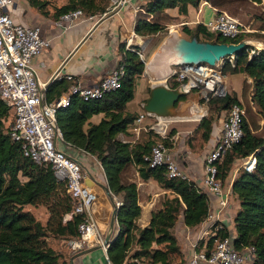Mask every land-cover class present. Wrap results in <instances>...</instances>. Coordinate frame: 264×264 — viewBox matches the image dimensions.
Returning a JSON list of instances; mask_svg holds the SVG:
<instances>
[{"label": "trees", "instance_id": "1", "mask_svg": "<svg viewBox=\"0 0 264 264\" xmlns=\"http://www.w3.org/2000/svg\"><path fill=\"white\" fill-rule=\"evenodd\" d=\"M27 1L43 15H50L54 19L75 9H81L85 16L106 15L111 4L110 0H66L50 11L47 0ZM200 1L144 0L140 4L144 12L136 13L133 30L142 36L159 33L167 28V23L178 19L170 15L167 8L179 3L196 6ZM206 1L218 8L238 2ZM252 2L264 4V0ZM260 18L257 29L264 30V18ZM182 31L189 37L195 34L199 39L220 42H238L250 34L241 33L227 38L218 32L208 31L202 23L192 27L183 26ZM201 35L204 37L201 38ZM251 49L254 52L251 53ZM140 53L138 44L127 46L125 40L119 41L117 65L123 67L120 86L107 90L101 97L86 100L76 93L71 94L69 104L57 108L56 120L65 143L96 157L110 190L122 202L116 209L117 233L106 249L108 259L113 264L129 260L135 262L136 259L144 264H171L173 257L181 253L174 232L177 221L181 218L187 226L199 225L210 212L209 197L195 180L168 176L165 164L149 165L144 157L157 141L154 138L148 135L147 138L130 142L118 137L138 115L128 111L126 104L134 97L135 77L145 69V60ZM226 71L245 73L252 80L243 78L241 98L229 91L210 97L207 103L213 112L204 115L198 122L204 140L210 137L213 122L225 117L233 103L242 105L243 97L248 104L252 101L258 116L264 119V47L257 49L246 44L235 53L234 64L228 60L223 63L222 72L225 74ZM60 79L50 83L48 93L61 85ZM168 85L177 87L178 83L169 79ZM68 87L60 90H67ZM224 111L226 113L223 115ZM11 112L0 98V264H68L65 252L50 245L46 238L49 234L63 240L78 236V224L83 216L74 214L71 218H64L65 213L73 207L65 182L56 178L50 164L35 163L23 154L20 143L11 139L9 128L14 117ZM99 112L103 113L100 121L91 122L90 117ZM247 112L245 109L241 140L233 144L217 162V175L224 182L234 170L233 164L237 159L244 160L249 155L255 157L251 170L240 165L236 167L232 179L231 192L238 199V208L233 216L234 232L225 223L216 221L212 227L214 234L209 235L205 245L209 251L215 239L228 236L239 251L253 247L251 264H264V130L258 131L264 129V125L259 126L249 105ZM160 139L169 147V136ZM131 164L136 167L141 179L152 178L163 189L173 193L172 196H159L145 226L137 224L142 207L137 181L127 174ZM36 203L46 205L49 213L46 223L24 210V205Z\"/></svg>", "mask_w": 264, "mask_h": 264}, {"label": "built area", "instance_id": "2", "mask_svg": "<svg viewBox=\"0 0 264 264\" xmlns=\"http://www.w3.org/2000/svg\"><path fill=\"white\" fill-rule=\"evenodd\" d=\"M110 11L118 12L128 0H110ZM15 0H0V98L9 106L14 117L10 124L9 134L12 140L20 143L25 156L37 164H50L57 179L65 182L67 193L72 198L73 207L66 212L64 218H71L74 214H81L82 221L78 224V236L67 240V246L72 251H79L85 247L99 243L106 250L105 243L93 214L92 206L98 199L94 189L95 180L84 171L81 163L57 146L62 140V134L56 120L59 106L68 105L71 94H78L82 99L101 97L107 90L120 86L123 67L116 65L101 79L91 85L82 84L74 75L66 74L70 81L67 94L56 99L45 97L46 81H40L36 69L35 59L51 44L52 38L42 34L38 24H27L17 21L12 9ZM135 13L144 9L137 5ZM214 16L202 24L210 32H218L227 38H234L243 32L250 31L247 24L242 23L234 15L223 8L214 7ZM84 16L81 9H75L60 15L57 24L71 26ZM93 18L94 15L86 16ZM149 18V17H147ZM134 31L126 40V45L133 43ZM254 49H251V53ZM142 55V53H140ZM228 60L234 64V55L227 56L215 64L204 61L182 62L172 66L168 78L178 83L185 93L196 91L198 105L202 108L210 97L223 95L227 91V76L222 72L223 63ZM61 78L56 72L52 79ZM167 80V83H168ZM205 90L206 93H202ZM252 103V101H251ZM150 113L140 112L131 128L139 132L142 128L152 130L160 138L167 137L166 124L171 120L150 114L153 117L148 127L141 122ZM206 111L199 114V119L206 115ZM245 108L239 103H233L228 113L222 119L221 130L215 138L214 144L207 151L203 162L202 189L214 194L218 198L217 210L208 214L213 220L209 224L212 229L216 221H221V212L228 204L227 192L223 188L222 180L217 175V162L233 144L239 142L243 136V116ZM92 155V154H91ZM150 166L165 164L167 175L170 177H187L181 169L177 159L171 154L162 139H158L144 157ZM248 170L255 165V157L247 156L241 164ZM94 180V181H93ZM115 200V208L121 204ZM218 227V226H217ZM215 227V229L217 228ZM202 231L191 243L189 264H247L251 258L253 247L237 250L230 237L215 239L213 247L207 251L205 235L209 231ZM214 234V231L212 230ZM200 240H204L199 246ZM123 262L122 264H125Z\"/></svg>", "mask_w": 264, "mask_h": 264}, {"label": "crops", "instance_id": "3", "mask_svg": "<svg viewBox=\"0 0 264 264\" xmlns=\"http://www.w3.org/2000/svg\"><path fill=\"white\" fill-rule=\"evenodd\" d=\"M144 0H128L125 5L118 11H109L106 14V18L98 24L97 27L92 28L94 22L101 15H94L93 18H88L85 15L75 21L71 26L65 27L63 24H57L58 19L52 18L50 15L45 16L39 12L36 8L32 7L29 3L28 5H18L16 1L13 5L12 13L17 21L24 22L27 24H38L41 27L42 34L52 38L50 46H48L37 58L35 59L36 69L40 81L52 82L54 79L52 77L56 72L61 76L60 86L54 90H50L48 93L47 88L45 90V97L49 100H56L67 94V90H60L63 87L70 85V81L65 77L66 74L74 75L82 84L91 85L97 83L103 75L108 73L112 68L117 65V45L121 40H127L133 30L135 7L140 5ZM216 7V6H214ZM218 7V6H217ZM221 8V7H220ZM224 9V8H223ZM166 11L177 17V20L167 23V28L169 30L177 31L181 34L183 26H194L197 23H203L205 20L214 16L213 5L206 1L201 0L198 5L194 6L189 3H179L175 7L167 8ZM250 32L260 31L264 33V30H259L257 28L250 27ZM244 33V32H243ZM253 35H247L248 44L253 45L255 48L260 49L264 47V39L256 38ZM186 36V35H184ZM142 36L136 33L133 36V40L141 39ZM145 44V54L141 55L145 62H148L158 50L160 44L164 37L160 36V32L154 35H150ZM144 40V41H145ZM137 41V42H136ZM135 43H139L136 40ZM141 49L144 45L142 43L138 44ZM146 56H149L146 61ZM231 77L238 78L237 86L232 87L233 93H236L241 98V88L242 80L247 77L248 81L252 78L245 73H230ZM229 78V77H228ZM47 87L50 85H48ZM152 81L150 77L144 71L142 74L137 75L134 80V97L127 102L126 108L130 112H135L139 114L145 111L143 109V104L146 98L149 96V90ZM198 95L196 91L190 93H185L177 104L171 108V115L167 116L171 121L166 124V131L169 125L176 121H189L195 120L199 122V114L202 112V108L197 104ZM199 106V108L197 107ZM103 113H95L90 117L91 122H98L102 118ZM222 119L220 117L217 121L213 122L210 137L207 140H203V146L198 144L194 149L187 147L182 151L181 154L176 155V158L181 169L185 175L195 180L201 188L202 177H203V162L207 151L214 144L215 138L221 130ZM153 121V117L148 114L141 122L144 125H150ZM198 122L192 124L188 123L189 126L197 130L198 139L201 136V129L198 128ZM143 129V128H142ZM146 133H142L143 130L139 132L133 131L131 125H129L125 132H120L118 137L125 141L134 142L135 140L144 139ZM190 131L186 129L185 124H178L177 130L172 132L173 134L169 138L177 139L181 133ZM156 133V132H155ZM159 135V134H157ZM160 137V136H159ZM57 146L64 151H66L73 158L77 159L84 171L88 172L89 175L95 180L93 187L98 193V199L92 206L93 214L97 220L98 228L101 236L105 240L106 236L110 234V239L117 233V221L115 219L113 230L111 229V220L113 216V211L115 209V200L119 196L115 195L109 188L104 186L107 185L106 177L102 169L103 180L95 176L88 169V160L90 153H87L79 148L71 146L64 141H58ZM170 149V148H169ZM171 154L174 156L173 152L170 150ZM100 164V163H99ZM101 166V164H100ZM131 168L134 170L133 179L137 181L139 195H140V205L142 207L141 215L137 219V224L139 226H145L148 224L151 211L154 209L155 204L160 195L172 196L173 193L170 190L163 189L156 180L141 179L136 170V167L131 164ZM236 174V168L231 172L227 179L222 185L227 192L228 204L221 212V221L227 225V227L233 231V216L238 208V199L231 192V183L234 175ZM93 180V181H94ZM109 187V186H108ZM209 197L210 214L217 210L218 198L214 194L207 193ZM141 196L143 198L141 199ZM231 197L235 198L232 203ZM120 199V198H119ZM212 217H207L203 222L197 226H187L185 225L181 218L177 221L174 232L177 236L178 243L180 245V259L176 260L174 256L171 264H189L190 253H191V243L197 238V235L202 231H211L209 229V224L212 222ZM206 233V234H207ZM84 251H72L66 246L65 256L68 258V264H113L107 255V251L102 247L101 244L95 243L89 245L82 249ZM133 262L129 260L125 264H144L140 260L136 259ZM159 264V263H158Z\"/></svg>", "mask_w": 264, "mask_h": 264}, {"label": "water", "instance_id": "4", "mask_svg": "<svg viewBox=\"0 0 264 264\" xmlns=\"http://www.w3.org/2000/svg\"><path fill=\"white\" fill-rule=\"evenodd\" d=\"M106 17V15L100 16L94 22L92 28L97 27ZM246 44H248L247 39H241L238 42H220L199 39L195 34L190 37L183 36L177 31L169 30L154 56L148 62H145L144 71L150 77L152 84L149 96L143 104V109L150 114L162 117L171 115V108L185 94L180 87H170L167 83L172 66L188 61H204L215 64L227 56L235 55ZM202 93H206L205 90H202ZM91 178H93L92 175ZM104 186L109 191V187ZM115 219L117 221L116 208L113 211L111 220L112 230ZM104 241L109 244L111 241L110 234L106 236Z\"/></svg>", "mask_w": 264, "mask_h": 264}, {"label": "rangeland", "instance_id": "5", "mask_svg": "<svg viewBox=\"0 0 264 264\" xmlns=\"http://www.w3.org/2000/svg\"><path fill=\"white\" fill-rule=\"evenodd\" d=\"M15 1L18 2V5H21V2L23 5H26V6L28 5L27 0H15ZM47 1H48L47 8L50 11H53L56 8V6H59V5L63 4L64 2H66V0H47ZM224 9L227 10V12H229L230 14L234 15L236 18H238L242 23L250 25V27H253V28H257L260 25V22H261L260 17L264 18V4H259L257 2L255 3V2H252V0H238V2L226 4L224 6ZM168 32H169V29L165 28L163 31L160 32V36L165 37ZM183 33L184 32H181L180 35L184 36ZM253 34H255L254 37H256V38L264 39V33H261L260 31H256L253 33L250 32L249 35H253ZM203 37L204 36L201 35V38H203ZM146 38H149V36L148 37H142L141 39H135V41L138 40L139 43H142L144 45V51H143V48L141 49V47H140V51L142 54H143V52L145 54L147 53V52H145V47H146L145 44H146V42L149 41V39L145 40ZM243 39H247V37H244ZM135 41L133 40L132 44H137V43H135ZM147 55H149V53H147ZM148 57L149 56H146V61H147ZM225 74L227 76V91H229L230 93H233L232 87L235 88L237 86L238 78L231 77L229 71H226ZM241 100H242L241 103H242L243 107H245V109H246V114L248 113L247 108L249 105L253 114L255 113V115H256L255 116L256 121L259 123V126L262 127L264 125V119L258 116V113L256 111L255 106L250 101L248 104L245 97H243V99H241ZM200 102L201 101L197 102V104ZM202 110L206 111L207 114H210L213 112V109H211L209 103H203L202 104ZM224 113H226V112L224 111L223 115H224ZM11 116H12V114H11ZM248 119L250 120L249 117H248ZM9 120H10V116H9L8 122H9ZM8 122H6V123L8 124ZM196 122H198V121H195V120L176 121V122H173L171 125L168 126L166 134L167 135L170 134V136L173 134L172 132L177 130L178 124H185L186 129L190 130V131H187L185 133H181L177 137V139L169 138V145L168 146H169L170 150L173 152V154L174 153L176 155L181 154L182 151L186 148V146L190 147V148L194 147V149L198 146L199 143L201 146H203V143H204L203 140L204 139L201 136L198 139L197 130L192 128L193 125L191 127H187V126H189L188 123L194 124ZM144 126L148 127V125H144ZM141 130H143L142 133L147 132L144 130V128ZM262 130H264V129L260 128V130H258V131H262ZM148 132H150V133L146 134L145 138H147L149 135L150 137L154 138L155 140L160 139L159 137H156V135L154 134L153 131L148 130ZM157 136H159V135H157ZM175 154H174V157L176 158ZM242 161H243V159H237L235 161V164H233V168L240 166L242 164ZM88 163H89L88 164L89 165L88 166L89 171H91L92 174L99 177L100 179L102 178L101 180H103L102 169H101L99 161L96 159V157L93 155L89 156ZM133 173H134V170L130 167L127 174L130 177H133ZM231 198H233L232 199L233 200L232 203H233L235 201V198L234 197H231ZM24 210L30 211L35 216L36 219L40 220L42 223H46L49 213H48V209L44 203L26 204V205H24ZM209 235L210 234L205 235V237H204L205 241L209 239ZM46 239H47V242L50 245H52L53 247H55L56 249L65 250V248L67 246V240H65V239L63 240V239H60L57 237H53L50 234L47 236ZM204 240H200L199 246L202 245ZM175 257H176L175 261H178L180 259L179 258L180 254L175 255ZM247 264H251L250 259L248 260Z\"/></svg>", "mask_w": 264, "mask_h": 264}, {"label": "bare ground", "instance_id": "6", "mask_svg": "<svg viewBox=\"0 0 264 264\" xmlns=\"http://www.w3.org/2000/svg\"><path fill=\"white\" fill-rule=\"evenodd\" d=\"M199 108V106H197ZM202 110V109H201Z\"/></svg>", "mask_w": 264, "mask_h": 264}]
</instances>
